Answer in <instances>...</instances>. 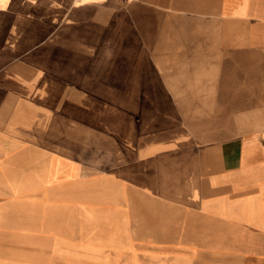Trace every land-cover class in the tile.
Returning a JSON list of instances; mask_svg holds the SVG:
<instances>
[{
    "label": "crops",
    "instance_id": "obj_1",
    "mask_svg": "<svg viewBox=\"0 0 264 264\" xmlns=\"http://www.w3.org/2000/svg\"><path fill=\"white\" fill-rule=\"evenodd\" d=\"M0 264H264V0H0Z\"/></svg>",
    "mask_w": 264,
    "mask_h": 264
},
{
    "label": "rangeland",
    "instance_id": "obj_2",
    "mask_svg": "<svg viewBox=\"0 0 264 264\" xmlns=\"http://www.w3.org/2000/svg\"><path fill=\"white\" fill-rule=\"evenodd\" d=\"M208 128V127H207ZM210 129V128H209ZM209 131H211V130H208V129H206V128H203V131H202V137H203V139H208V138H210L211 136H210V132ZM225 136V134L224 133H215L214 132V135H213V137L212 138H222V137H224ZM112 162L113 161V159H111V158H108V162ZM109 168V167H108Z\"/></svg>",
    "mask_w": 264,
    "mask_h": 264
},
{
    "label": "built area",
    "instance_id": "obj_3",
    "mask_svg": "<svg viewBox=\"0 0 264 264\" xmlns=\"http://www.w3.org/2000/svg\"><path fill=\"white\" fill-rule=\"evenodd\" d=\"M77 1H80V0H77Z\"/></svg>",
    "mask_w": 264,
    "mask_h": 264
}]
</instances>
